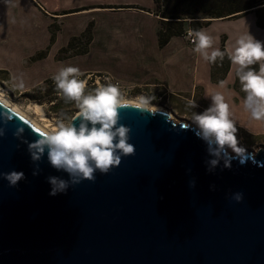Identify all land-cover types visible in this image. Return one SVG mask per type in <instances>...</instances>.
I'll return each instance as SVG.
<instances>
[{
	"label": "water",
	"instance_id": "1",
	"mask_svg": "<svg viewBox=\"0 0 264 264\" xmlns=\"http://www.w3.org/2000/svg\"><path fill=\"white\" fill-rule=\"evenodd\" d=\"M69 158L0 100V264H264V146L90 105Z\"/></svg>",
	"mask_w": 264,
	"mask_h": 264
},
{
	"label": "crops",
	"instance_id": "2",
	"mask_svg": "<svg viewBox=\"0 0 264 264\" xmlns=\"http://www.w3.org/2000/svg\"><path fill=\"white\" fill-rule=\"evenodd\" d=\"M155 9V0H0V71L21 91L53 77L111 75L127 86L143 85V93L160 100L175 98L179 107L185 100L198 122L221 135L264 137V97L236 86L237 71L255 56L259 69L244 86L253 93L264 89V27L255 10L206 18L195 44L184 33L161 46L162 17ZM90 22L89 51L60 58ZM223 48L233 62L215 82L211 58Z\"/></svg>",
	"mask_w": 264,
	"mask_h": 264
},
{
	"label": "rangeland",
	"instance_id": "3",
	"mask_svg": "<svg viewBox=\"0 0 264 264\" xmlns=\"http://www.w3.org/2000/svg\"><path fill=\"white\" fill-rule=\"evenodd\" d=\"M200 16L205 15L202 14ZM188 19L191 20L192 18ZM186 23L189 26V22L187 21ZM85 41L86 39L83 38L77 47H74V49L66 53V56L74 54L76 51L88 45ZM106 77L108 75L98 78L94 76V73L60 77L55 82L57 84L61 83L62 93L56 95L53 93L49 94L48 89L51 85L39 91L34 90L36 86L28 91H21L18 89L19 85L15 81L12 80L16 85L6 79L8 78V73L0 71V92L11 103L29 113L52 133L54 140L50 138L51 146L54 154L61 158H69L76 154V151L71 149L67 143L68 135L71 132L70 124L74 115L90 105L101 104L103 100L130 98L147 104L151 109L162 106L167 112L171 113V117L177 122L186 120L200 127L202 131L207 129L210 137L221 135L220 131L214 128V126H209L202 121L198 122L192 113L193 111L186 108L187 102L185 100L180 102L182 105L179 107L180 105L175 102V98H169L168 100L164 96L160 100L158 95L153 96L143 93V85L127 86L111 75L108 78ZM164 103H167V105ZM36 105L41 106L43 113H39L36 110ZM185 112L187 114H183ZM227 136L229 138V149L234 153L237 152L239 147L245 150H257L258 147L264 146V141L262 142L260 140L261 138L264 139V137H250L246 135L242 137L241 134L233 135V137Z\"/></svg>",
	"mask_w": 264,
	"mask_h": 264
},
{
	"label": "trees",
	"instance_id": "4",
	"mask_svg": "<svg viewBox=\"0 0 264 264\" xmlns=\"http://www.w3.org/2000/svg\"><path fill=\"white\" fill-rule=\"evenodd\" d=\"M155 4L156 14L162 17L161 27L158 31L161 46L165 45L172 36L184 34L187 29V21L190 27L199 31L204 25L208 24V21L205 20L206 18L234 17L240 13L255 10L257 24L260 27H264V0H155ZM202 14L205 16H200ZM188 18L192 19L189 21ZM92 28L93 23L90 22L80 36L72 38L68 47L61 49L60 58L67 57L66 53L77 47L83 38L86 39L85 42L88 45L71 55L86 54L89 51V44L92 40ZM43 55L44 52L40 53L38 57H42ZM232 62L233 57L225 48L212 57V79L215 82L222 81ZM259 66L258 59L252 56L248 65L237 71L236 86L242 88L246 95L264 97V89L253 93L248 91L244 86L245 77L258 71ZM58 79V77L47 79L44 83L36 86L34 90L39 91L51 85L48 89L49 94L53 93L57 95L62 93L61 83L57 84L55 82Z\"/></svg>",
	"mask_w": 264,
	"mask_h": 264
},
{
	"label": "bare ground",
	"instance_id": "5",
	"mask_svg": "<svg viewBox=\"0 0 264 264\" xmlns=\"http://www.w3.org/2000/svg\"><path fill=\"white\" fill-rule=\"evenodd\" d=\"M0 100L5 103L6 105H8L9 107H11L14 111L20 113L21 115H23L24 117H26L33 125H35L38 129H40L42 132L46 133L52 140H54L52 133L47 130L43 125H41L36 119H34L29 113H27L26 111L22 110L19 106L11 103L4 95L2 92H0ZM123 103H133V104H137L140 106H144V107H148L149 106L147 104H144L140 101H137L135 99H130V98H117V99H113V100H103L102 101V105L103 104H109V105H119V104H123ZM156 109L159 110H166L164 107L159 106V107H154ZM36 110L39 113H43V110L41 108L40 105H36ZM170 113V112H168ZM171 114V113H170ZM214 136H221V135H214ZM229 149V147H228ZM229 151H231L229 149ZM236 152V151H235ZM234 153V152H233Z\"/></svg>",
	"mask_w": 264,
	"mask_h": 264
},
{
	"label": "built area",
	"instance_id": "6",
	"mask_svg": "<svg viewBox=\"0 0 264 264\" xmlns=\"http://www.w3.org/2000/svg\"><path fill=\"white\" fill-rule=\"evenodd\" d=\"M185 35L191 44L197 43V41H198V31L197 30H195L192 27H189L186 29ZM106 78H108V77H106ZM164 104L167 105V103H164Z\"/></svg>",
	"mask_w": 264,
	"mask_h": 264
}]
</instances>
